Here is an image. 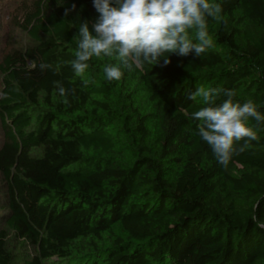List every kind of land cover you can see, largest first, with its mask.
I'll return each mask as SVG.
<instances>
[{
  "label": "trees",
  "instance_id": "trees-1",
  "mask_svg": "<svg viewBox=\"0 0 264 264\" xmlns=\"http://www.w3.org/2000/svg\"><path fill=\"white\" fill-rule=\"evenodd\" d=\"M210 2L221 19L208 18L201 57L171 54L108 81L115 55L81 76L70 64L80 24L91 31L99 16L93 0L35 1L21 25L30 43L0 59V264L13 262L10 240L34 249L22 264H264L252 220L264 221V128L225 168L192 115L207 105L188 99L231 89L264 114V0Z\"/></svg>",
  "mask_w": 264,
  "mask_h": 264
},
{
  "label": "clouds",
  "instance_id": "clouds-1",
  "mask_svg": "<svg viewBox=\"0 0 264 264\" xmlns=\"http://www.w3.org/2000/svg\"><path fill=\"white\" fill-rule=\"evenodd\" d=\"M93 7L99 16L91 23V31L88 21L80 24L74 37L78 40L77 50L70 64L74 73L81 76L89 68L91 58L115 55L120 64L104 68L108 81H119L121 68L131 70L133 64L137 68L145 63L167 66L171 54L201 57L212 46L208 18L220 20L222 12V6L210 0H93ZM75 8V4L65 8V16ZM189 29H195L198 43L190 38ZM39 67L44 71L52 65L41 63ZM55 71H59V66ZM53 84L61 96L75 92L66 89L61 81ZM198 96L207 105L192 114L201 121L198 134L217 162L226 168L233 155L259 140L257 131L264 128V114L250 100L243 104L234 102L235 92L231 89L201 87L188 99L196 100ZM221 96L225 99L217 104ZM249 118L254 121L252 126L247 123ZM241 141L242 144L238 143ZM252 220L264 230V221L255 215Z\"/></svg>",
  "mask_w": 264,
  "mask_h": 264
},
{
  "label": "rangeland",
  "instance_id": "rangeland-1",
  "mask_svg": "<svg viewBox=\"0 0 264 264\" xmlns=\"http://www.w3.org/2000/svg\"><path fill=\"white\" fill-rule=\"evenodd\" d=\"M35 1L37 0H0V59L11 49H21L30 43L29 36L21 25L25 22L26 15L34 10ZM1 83L0 75V88ZM3 188L0 178V195ZM84 244L87 243L84 242ZM106 244L107 239L104 238L99 246L103 247ZM9 245L13 253L12 264H22L23 260H30L34 254V249L30 246H19V243L14 240H10ZM75 258L74 255L67 260L51 258L43 264H73Z\"/></svg>",
  "mask_w": 264,
  "mask_h": 264
}]
</instances>
